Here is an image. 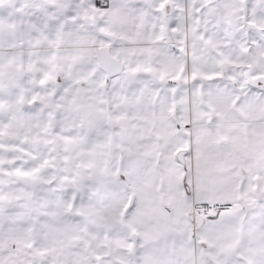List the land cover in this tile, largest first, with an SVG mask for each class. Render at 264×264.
<instances>
[{
    "label": "snow or ice",
    "instance_id": "6c2138e0",
    "mask_svg": "<svg viewBox=\"0 0 264 264\" xmlns=\"http://www.w3.org/2000/svg\"><path fill=\"white\" fill-rule=\"evenodd\" d=\"M0 264H264V0H0Z\"/></svg>",
    "mask_w": 264,
    "mask_h": 264
}]
</instances>
